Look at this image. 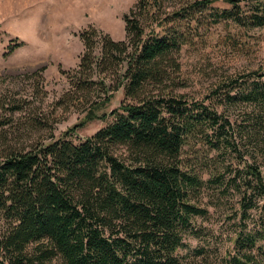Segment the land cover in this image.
<instances>
[{
  "label": "trees",
  "instance_id": "1",
  "mask_svg": "<svg viewBox=\"0 0 264 264\" xmlns=\"http://www.w3.org/2000/svg\"><path fill=\"white\" fill-rule=\"evenodd\" d=\"M215 3L136 0L125 40L95 27L80 33L72 88L108 99L123 90L125 100L84 140L73 128L26 145L0 141V264H181L189 238L207 244L196 249L206 264H218L209 252L224 242L223 227L226 264H264V70L202 100L172 90L178 53L203 30L264 28V0ZM205 198L220 212L216 230L197 224L212 216Z\"/></svg>",
  "mask_w": 264,
  "mask_h": 264
},
{
  "label": "rangeland",
  "instance_id": "2",
  "mask_svg": "<svg viewBox=\"0 0 264 264\" xmlns=\"http://www.w3.org/2000/svg\"><path fill=\"white\" fill-rule=\"evenodd\" d=\"M215 1L226 6V0ZM135 4L136 0H0L1 142L26 145L59 138L73 128L75 137L84 140L107 125L109 120L102 116L120 107L123 90L110 93L109 99L102 91L78 92L68 75L78 68L84 52L80 33L95 27L115 41L125 40L124 15ZM202 32L177 55L182 66L179 80L172 85L175 94L202 100L228 79L264 70V28L246 30L221 23ZM15 41L25 45L5 57ZM96 102L100 104L91 119L88 111ZM14 106L21 109L13 112ZM123 152L124 148L118 154ZM202 205L212 216L198 219L197 224L216 230L220 212L206 198ZM226 230L222 228L224 234L229 233ZM217 234L223 235L224 242L211 244L210 260L226 264L232 245L229 237ZM206 247L204 241L189 238L180 251L181 264H206L196 254V249Z\"/></svg>",
  "mask_w": 264,
  "mask_h": 264
}]
</instances>
